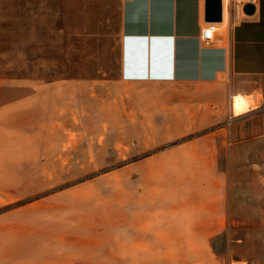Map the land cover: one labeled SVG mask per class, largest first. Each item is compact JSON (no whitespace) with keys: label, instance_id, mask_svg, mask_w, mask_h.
<instances>
[{"label":"rangeland","instance_id":"obj_1","mask_svg":"<svg viewBox=\"0 0 264 264\" xmlns=\"http://www.w3.org/2000/svg\"><path fill=\"white\" fill-rule=\"evenodd\" d=\"M118 4L0 0V84L115 78ZM245 99L234 98L235 111ZM95 114L67 118L48 145L5 139L9 154L0 156L27 168L0 171V264H264V219H226L229 232L211 236L203 223L215 219L198 208L179 226L163 192L172 171L154 167L167 144L128 128L122 146L119 113L107 121L98 106ZM248 188L261 197L264 180ZM187 200L191 209L200 204L197 193Z\"/></svg>","mask_w":264,"mask_h":264},{"label":"crops","instance_id":"obj_2","mask_svg":"<svg viewBox=\"0 0 264 264\" xmlns=\"http://www.w3.org/2000/svg\"><path fill=\"white\" fill-rule=\"evenodd\" d=\"M117 17L115 78L0 84V154H9L5 139L48 145L53 131L64 135L67 118L95 121L101 106L107 121L119 113L122 146L128 128L167 144L154 167L172 171L163 192L179 226L198 208L205 210L200 217L215 219L203 223L211 236L229 232L226 219H264V189L257 197L248 188L250 179L264 180V0H221L208 42L201 39L205 0H119ZM239 96L247 106L235 111ZM5 159L0 171L27 168ZM190 193L200 199L192 209Z\"/></svg>","mask_w":264,"mask_h":264},{"label":"water","instance_id":"obj_3","mask_svg":"<svg viewBox=\"0 0 264 264\" xmlns=\"http://www.w3.org/2000/svg\"><path fill=\"white\" fill-rule=\"evenodd\" d=\"M242 11L247 15L251 14L254 11L253 4L245 3ZM205 20L217 22L221 20V0H205Z\"/></svg>","mask_w":264,"mask_h":264},{"label":"built area","instance_id":"obj_4","mask_svg":"<svg viewBox=\"0 0 264 264\" xmlns=\"http://www.w3.org/2000/svg\"><path fill=\"white\" fill-rule=\"evenodd\" d=\"M218 30L217 21H206L201 30V39L205 42L211 41Z\"/></svg>","mask_w":264,"mask_h":264}]
</instances>
